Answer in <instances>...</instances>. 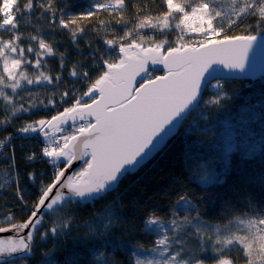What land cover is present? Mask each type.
I'll return each instance as SVG.
<instances>
[{"label":"snow or ice","instance_id":"1","mask_svg":"<svg viewBox=\"0 0 264 264\" xmlns=\"http://www.w3.org/2000/svg\"><path fill=\"white\" fill-rule=\"evenodd\" d=\"M158 2L154 9L149 0H92L77 11L70 0H0V125L13 128L0 140V161L15 181V199L29 213L22 219L3 214L0 233L12 235L0 237V264H31L37 251L40 264H59L55 253L70 237L84 247L88 264H120L110 261L108 253L125 246L113 236L122 228L124 205L117 196L109 203V194L150 161L194 112L220 104L226 93L211 79L226 75L224 69L244 72L254 46L264 49V0H229L227 9L222 0ZM21 22L35 34L24 36ZM237 28L241 32L232 34ZM57 30L66 31L75 45L89 34L99 42H85L88 58L77 60L68 72L81 90L60 91L65 56L45 39ZM55 55L61 71L52 75L43 57ZM149 63L167 71L152 76ZM209 87L217 92L205 101ZM25 114L29 119L14 123ZM190 127L201 133L199 120L192 119ZM17 138L41 139L39 155L54 169L47 181L42 179L47 172L26 174L35 189L31 202L20 183L13 145ZM26 159L35 161L37 153ZM76 161L81 166L70 171ZM197 175L204 185L224 179L207 169ZM176 183L168 218L153 210L141 222L155 239L151 249L136 247L154 255L142 259L133 251L128 264H205L209 252L213 256L207 258L215 264H239L241 259L243 264H264V201L237 186L231 196L219 197L221 215L205 219L201 206L206 197ZM8 186L11 182L0 186V194ZM97 201H103L101 208L89 219L75 215L76 206L95 209ZM48 243L51 249L43 251ZM81 255L73 252L66 264H76Z\"/></svg>","mask_w":264,"mask_h":264},{"label":"trees","instance_id":"2","mask_svg":"<svg viewBox=\"0 0 264 264\" xmlns=\"http://www.w3.org/2000/svg\"><path fill=\"white\" fill-rule=\"evenodd\" d=\"M70 2L73 3V0ZM83 2H87V4ZM83 2L73 3L75 10L88 8L92 0ZM149 7L158 9V0L155 3L149 0ZM127 15L128 13H126ZM32 23L35 24V20ZM83 23L87 25L88 21L85 20ZM21 28L24 36L35 34L32 32L31 25L21 22ZM240 32L241 29L237 28L233 30L232 34ZM4 35L7 37V33ZM45 39L47 43L52 44L55 52L65 56L63 71L65 82L61 85L60 91L65 90L66 87H75L76 89L79 87L78 90H81L82 84L70 79L68 72L77 60L88 58L89 49L85 42L99 43L95 35L85 36L79 45L71 43L66 31L57 30L55 35L45 36ZM43 60L47 61V66L53 70L52 75L61 71L59 55L44 56ZM222 85L226 96L221 98L220 104H207L201 110L194 112L164 150L137 173L126 175L121 181L118 191L109 194V203L114 196L122 197L124 220L121 222L122 228L117 230L113 236L125 244L119 250L108 253L110 261L119 260L120 264H128V260L134 258L131 251L136 245L142 244L145 249L152 248L155 236L145 233L141 222L147 213L153 210L161 217H166L170 203L169 194L172 193V199L176 198L173 193V189L178 187L176 181L188 185L184 191L197 197L202 195L206 197L204 205L201 206V211L206 213L205 219L211 220L221 215L222 201L219 200V197L222 195L231 196L233 188L237 186L242 193H251L256 201H264V181L261 179L264 177V76L252 80L225 79ZM216 92L208 88L203 94V99L205 101L214 99ZM205 108L207 111H204ZM202 117H207V119ZM3 118L4 116L0 114V119ZM27 119L29 117L25 114L20 120H14V123L20 124ZM192 119L199 120L203 134L192 131L190 127ZM2 127L4 130L0 132V140L9 133H13L11 126ZM13 145L15 146L17 166L21 173L20 183L26 194L25 200L31 202V195L34 194L35 189L31 186L26 174L33 171H44L47 172V175L42 179L47 181L52 176L54 169L45 159L35 163L25 160V156L32 149L29 145L37 146L30 139L17 138L13 141ZM37 148L40 149L41 144ZM10 154L8 153V155ZM0 169L7 170L9 167L0 161ZM201 169H207L208 172L224 177V179L217 185H204L200 183L197 175ZM4 177L0 176V186H5L2 179ZM10 180L11 186L5 187L3 194H0V220L4 219L3 214L7 212L14 213L17 219H22L29 214L22 210L21 202L15 199V181ZM244 198L242 195L241 199ZM102 203L103 201H97L95 209L92 205L76 206L75 215L87 220L90 213L100 210ZM80 223L81 221L78 220L77 224ZM125 228L128 231H125ZM41 247L43 251H48L52 244L48 243ZM73 252L82 253L76 264H88L89 257L84 247L74 245L71 237L59 245L55 256L59 264H66ZM209 256H213V254L211 252L205 254V262L211 264L215 259H208ZM41 260V253L37 251L31 264H40ZM240 262H243L242 259Z\"/></svg>","mask_w":264,"mask_h":264},{"label":"water","instance_id":"3","mask_svg":"<svg viewBox=\"0 0 264 264\" xmlns=\"http://www.w3.org/2000/svg\"><path fill=\"white\" fill-rule=\"evenodd\" d=\"M148 67H149V71L151 70V68L153 70H161L162 69L164 72L167 71V69L165 68V66L164 65H161V64L152 65L151 63H149V66ZM223 71H224V73L226 75H217L213 79L221 78L222 76L223 77H226V76H228V77H230V76H244V77L258 78L260 75H263L264 74V49H261L259 47V44H257L256 46H254L253 53L250 54L249 66L245 69L244 72H240L239 70H232L231 72H229L228 69H224ZM213 79H211V81ZM137 80L139 81V77H137ZM175 134H177V133H175ZM175 134H173V136ZM173 136L169 137L166 140L165 144L162 146V148L159 151H161L162 149H164V147L168 144V142L170 141V139ZM158 152L156 154H158ZM80 166H81V162L80 161H76V162L73 163L72 169H70V171L71 170H74V169H78ZM10 235H12L11 232H8V233H0V237H7V236H10Z\"/></svg>","mask_w":264,"mask_h":264},{"label":"rangeland","instance_id":"4","mask_svg":"<svg viewBox=\"0 0 264 264\" xmlns=\"http://www.w3.org/2000/svg\"><path fill=\"white\" fill-rule=\"evenodd\" d=\"M83 1H85V0H73V3H82ZM222 2L224 3V5H225V9H227V6H228V3H229V0H222ZM83 3H86L87 4V2H83ZM170 38H172V36H169V39ZM33 46H37V45H33ZM150 72H151V74H152V76H158V75H161V73H163L164 71L161 69V70H153L152 68H151V70H150ZM250 80H252V79H250ZM217 81H219L221 84H222V82H221V80L220 79H213L212 81H211V84H215V83H217ZM210 88V90H213V91H217V89H215V88H212V87H209ZM79 89V87L77 88V90ZM57 108L59 109V110H62V107L60 106V105H57ZM204 111H207V109L205 108V110ZM53 114H55V113H53ZM2 126H4V125H0V132H2L4 129H3V127ZM181 129V128H180ZM179 129V130H180ZM29 139V138H28ZM32 142H34L37 146H39L40 144H41V146H42V141H41V139H30ZM169 143V142H168ZM167 146V145H166ZM158 154H159V152H158ZM151 161V160H150ZM150 161H148V162H146L145 163V165L147 164V163H149ZM144 165V166H145ZM52 166V165H51ZM142 168V167H141ZM140 168V169H141ZM9 172H10V169H7V170H1L0 169V176L1 175H3V176H5L4 178H2L3 179V185H6V184H8L9 182H11V180L10 179H13L12 178V175H9ZM134 250L133 251H135L138 255H140V257L142 258V259H144L145 257H148V258H151V256L152 255H154V254H150L149 252H145V251H143V249H140V248H137V247H134L133 248ZM149 249H151V248H149ZM133 251H131V253L133 252ZM134 259V258H133ZM205 264H209V263H206L205 262ZM212 264H215V261H213V263Z\"/></svg>","mask_w":264,"mask_h":264},{"label":"bare ground","instance_id":"5","mask_svg":"<svg viewBox=\"0 0 264 264\" xmlns=\"http://www.w3.org/2000/svg\"><path fill=\"white\" fill-rule=\"evenodd\" d=\"M165 74V72H163V73H161V75H164ZM262 76H264V74L263 75H260L259 77H262ZM258 77V78H259ZM258 78H252V77H244V76H230V77H228V76H226V77H221V78H216V79H220L221 80V82L223 83V80H225V79H237V80H250V79H258ZM204 94V93H203ZM180 131V130H179ZM178 131V132H179ZM178 132H177V134H178ZM177 134H175L170 140H172ZM32 149H31V151H30V153L29 154H27V156H29L30 154H31V152L32 151H35L36 153H37V159L35 160V161H32V160H27L26 158H25V160L27 161V162H29V163H35V162H41V161H43L44 160V158H41L40 157V155H39V153H40V149H38L37 148V146H33V145H29ZM165 148V147H164ZM162 150H164V149H162ZM161 150V151H162ZM161 151H159V153L161 152ZM156 155H158V154H155V156L154 157H156ZM27 156H25V157H27ZM154 157L152 158V159H154ZM152 159H150V160H152ZM140 170V168L137 170V171H139ZM137 171H135L134 173H131V174H135V173H137ZM165 218H168V214L166 215V217ZM212 264V263H211ZM239 264H243V262H240Z\"/></svg>","mask_w":264,"mask_h":264}]
</instances>
